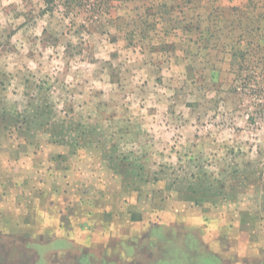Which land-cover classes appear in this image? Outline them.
I'll return each instance as SVG.
<instances>
[{
	"label": "rangeland",
	"instance_id": "374dc122",
	"mask_svg": "<svg viewBox=\"0 0 264 264\" xmlns=\"http://www.w3.org/2000/svg\"><path fill=\"white\" fill-rule=\"evenodd\" d=\"M261 73L264 0H0V264H264Z\"/></svg>",
	"mask_w": 264,
	"mask_h": 264
},
{
	"label": "crops",
	"instance_id": "0c3cea01",
	"mask_svg": "<svg viewBox=\"0 0 264 264\" xmlns=\"http://www.w3.org/2000/svg\"><path fill=\"white\" fill-rule=\"evenodd\" d=\"M46 195V194H45ZM9 198H12L13 199V196H12V192H7L6 195L3 191V189H1V185H0V210H3L5 207H8L7 205L4 207V204L7 200H9ZM4 203V204H3ZM16 204V203H15ZM13 204V205H15ZM18 208V205L17 206H11L10 209H13V210H16ZM33 208V211H37V208L35 207H32ZM38 210L42 211L45 215V221H44V225L46 228L50 229V230H55V231H61V234L60 235H63L64 236V231H66V228H67V224L68 222H58L57 224L56 223H53L51 221V216L52 215H66L68 210H69V215L70 216H73V210L72 209H60V210H57V208L55 207H52L51 205H44V207L42 208H38ZM17 211V210H16ZM1 215V214H0ZM17 223V222H16ZM15 223V224H16ZM30 223H28L27 225H29ZM13 225V224H12ZM55 225V226H53ZM71 225L74 226L72 227L75 231V234H82L83 232V229L85 228H82L79 224H75L73 225V223L71 222ZM16 226V225H15ZM19 228V226H17ZM71 227V226H70ZM126 226H123V229L119 226V230L121 228V232L119 233V236L120 237H125L127 235V230L125 228ZM128 227V226H127ZM1 229V227H0ZM110 231H107L103 228V226L101 224H98L97 226H95L90 232H87L85 233V239L83 240L82 244L84 247L86 248H95L96 246L99 245V242H100V239L105 241V238L107 236L110 235ZM67 239H74V238H70L68 237ZM121 239V238H120ZM75 240V239H74ZM78 241V240H77ZM106 247H110L108 246L107 244H105ZM122 246V245H120ZM119 246V247H120ZM121 248V247H120ZM119 248V249H120ZM122 252H124V250H122Z\"/></svg>",
	"mask_w": 264,
	"mask_h": 264
},
{
	"label": "trees",
	"instance_id": "16d2710c",
	"mask_svg": "<svg viewBox=\"0 0 264 264\" xmlns=\"http://www.w3.org/2000/svg\"><path fill=\"white\" fill-rule=\"evenodd\" d=\"M261 75L263 77L264 73H261ZM257 77H259V74L255 73V78L257 79ZM255 88H256L255 91L258 92V94H262L264 92V83L262 82V85H260L259 88H257V85H255Z\"/></svg>",
	"mask_w": 264,
	"mask_h": 264
}]
</instances>
